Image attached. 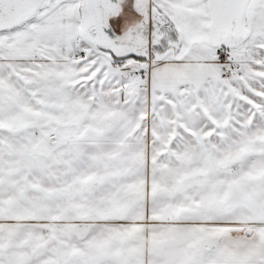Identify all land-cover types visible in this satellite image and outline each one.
Segmentation results:
<instances>
[{
  "label": "snow or ice",
  "instance_id": "obj_1",
  "mask_svg": "<svg viewBox=\"0 0 264 264\" xmlns=\"http://www.w3.org/2000/svg\"><path fill=\"white\" fill-rule=\"evenodd\" d=\"M0 264H264V0H0Z\"/></svg>",
  "mask_w": 264,
  "mask_h": 264
}]
</instances>
